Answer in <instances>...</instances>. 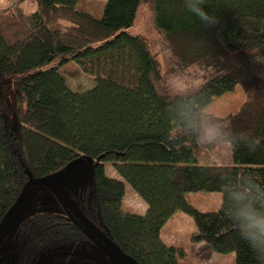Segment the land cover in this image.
<instances>
[{"label": "trees", "instance_id": "trees-1", "mask_svg": "<svg viewBox=\"0 0 264 264\" xmlns=\"http://www.w3.org/2000/svg\"><path fill=\"white\" fill-rule=\"evenodd\" d=\"M78 1L0 6V220L27 180L64 177L87 155L93 180L60 185L137 264H181V248L160 239L175 211L193 217L195 241L233 252L235 264H258L222 212L196 209L185 192H221L226 172L264 183V0H207L206 10L218 19L207 27L182 0H108L101 18L78 9ZM143 2L154 14L156 44L128 33ZM69 60L94 75L90 89L75 92L66 84L59 67ZM127 72L130 85L115 76ZM236 83L246 99L216 117L259 139L256 150L209 152L172 127L175 90L194 93L206 106ZM104 162L122 179L108 176ZM125 183L148 206L144 214L124 211ZM62 208L34 210L17 221L14 241L23 259L16 264H39L52 252L80 247L88 235L97 239ZM53 258L69 264L71 255Z\"/></svg>", "mask_w": 264, "mask_h": 264}, {"label": "rangeland", "instance_id": "rangeland-1", "mask_svg": "<svg viewBox=\"0 0 264 264\" xmlns=\"http://www.w3.org/2000/svg\"><path fill=\"white\" fill-rule=\"evenodd\" d=\"M13 0H0V6H7L9 2ZM108 0H79L76 3L78 9L90 12L97 18H101L105 3ZM27 7V4H25ZM25 7V8H26ZM27 9V8H26ZM136 19L132 28L128 30L130 34H141L151 40L153 43L161 41L160 34L156 26H154V14L150 7V3H144L139 6ZM159 59L162 60V53L160 48L156 49ZM59 72L65 77L66 84L75 92H83L90 89L94 84V75L86 73L82 70L79 64L74 61H66L59 67ZM117 79L121 82H125L130 85L131 76L130 72H127L123 77L121 74H115ZM115 78V77H114ZM247 92L242 88L239 83H236L232 91L225 92L224 94L214 98L211 103L206 105L209 111L214 116H225L227 113L236 110L246 99ZM207 151L212 152L210 148ZM70 171L65 174L64 178L71 185H78L84 181H92L94 178V163L92 158L87 155H82L78 160L73 161ZM105 173L114 178L122 179L121 176L115 172L112 163L104 162ZM125 194L123 198V209L125 212H132L136 214H144L146 210L144 200L135 193L130 184L125 183ZM185 199L188 204H191L200 211H212L219 209L221 201V192L218 191H186ZM58 199L54 195L44 188L42 185L30 187L27 195L24 198L20 209L17 211L11 228H14L17 221L28 213L34 210L46 209L55 210L58 212L64 211L60 205ZM195 222L193 217L184 213L183 211H175L172 217H170L162 226L160 231V239L163 244L167 246H173L181 248L183 255L179 258L181 264H235L234 253H217L207 245L204 241H195L192 238L195 232ZM80 247H75L74 250L67 248L56 251L49 257H43L39 264L42 262L47 264H53V256L71 255V260L67 263L73 264H121L114 253L103 246L97 239L95 240L90 235L88 239H85ZM14 243H11L9 250L14 249ZM7 247V244L0 245V254ZM3 248V249H2ZM7 257V253L3 255V258ZM0 264H15L13 257L11 260L0 261Z\"/></svg>", "mask_w": 264, "mask_h": 264}, {"label": "clouds", "instance_id": "clouds-1", "mask_svg": "<svg viewBox=\"0 0 264 264\" xmlns=\"http://www.w3.org/2000/svg\"><path fill=\"white\" fill-rule=\"evenodd\" d=\"M185 10L203 26L218 23L206 10L207 0H182ZM168 112L172 127L202 148L219 147L235 152L240 146L254 151L259 139L234 130L227 120H220L187 90H175ZM175 138V137H174ZM219 211L234 225L239 239L246 244L258 264H264V183L250 173L233 176L225 173L220 186Z\"/></svg>", "mask_w": 264, "mask_h": 264}, {"label": "water", "instance_id": "water-1", "mask_svg": "<svg viewBox=\"0 0 264 264\" xmlns=\"http://www.w3.org/2000/svg\"><path fill=\"white\" fill-rule=\"evenodd\" d=\"M65 177V176H64ZM63 176L60 174L55 177H37L30 178L22 187V191L17 196L15 203L6 211L5 215L0 220V243L5 238L6 232L10 229L12 222L18 213L24 198L27 195V192L30 187L42 185L48 191H50L62 206L66 207L68 214L73 215L77 221H79L87 231H90L99 242L105 246L106 250L114 253L121 264H137L133 257L127 255L122 251L120 246H118L109 236H107L100 228L95 225L91 220L87 218L85 214L78 208L75 202L69 198L65 189L60 185L64 182H67ZM69 183V182H68Z\"/></svg>", "mask_w": 264, "mask_h": 264}, {"label": "flooded vegetation", "instance_id": "flooded-vegetation-1", "mask_svg": "<svg viewBox=\"0 0 264 264\" xmlns=\"http://www.w3.org/2000/svg\"><path fill=\"white\" fill-rule=\"evenodd\" d=\"M11 228V227H10ZM5 238L3 239V241L0 243V245L4 244L6 245L7 244V247L3 250V252L0 254V261H7V260H11L12 257H13V260H16L15 261V264L17 263V260L18 259H23L22 255H21V251L20 250H17V246H16V241H14V238H15V234H14V228H12L11 230H8L5 234ZM11 243H14L13 244V251L12 250H9L7 248H9L10 244ZM3 249V248H2ZM7 253V257L3 258V255Z\"/></svg>", "mask_w": 264, "mask_h": 264}, {"label": "crops", "instance_id": "crops-1", "mask_svg": "<svg viewBox=\"0 0 264 264\" xmlns=\"http://www.w3.org/2000/svg\"><path fill=\"white\" fill-rule=\"evenodd\" d=\"M144 206H145L144 210H146L148 206H146V204Z\"/></svg>", "mask_w": 264, "mask_h": 264}]
</instances>
